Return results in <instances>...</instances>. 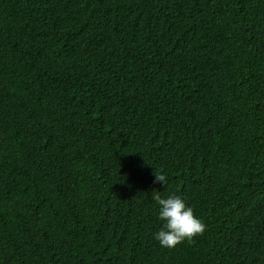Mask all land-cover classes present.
Returning <instances> with one entry per match:
<instances>
[{
    "label": "trees",
    "instance_id": "obj_1",
    "mask_svg": "<svg viewBox=\"0 0 264 264\" xmlns=\"http://www.w3.org/2000/svg\"><path fill=\"white\" fill-rule=\"evenodd\" d=\"M0 264H264V0H0Z\"/></svg>",
    "mask_w": 264,
    "mask_h": 264
},
{
    "label": "clouds",
    "instance_id": "obj_2",
    "mask_svg": "<svg viewBox=\"0 0 264 264\" xmlns=\"http://www.w3.org/2000/svg\"><path fill=\"white\" fill-rule=\"evenodd\" d=\"M155 180L166 183L163 173L156 174ZM153 199L159 205L158 218L164 223L154 238L161 247L174 248L177 244L187 240L193 242V238L202 235L206 225L194 215L193 209L187 206L178 195H170L162 198L159 192L153 195Z\"/></svg>",
    "mask_w": 264,
    "mask_h": 264
}]
</instances>
